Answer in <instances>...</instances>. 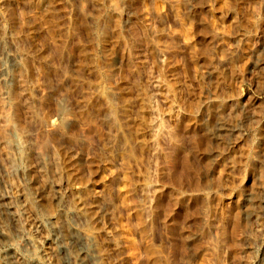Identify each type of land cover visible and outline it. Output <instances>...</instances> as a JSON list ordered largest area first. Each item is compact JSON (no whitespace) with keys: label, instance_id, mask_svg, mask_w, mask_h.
<instances>
[{"label":"rangeland","instance_id":"rangeland-1","mask_svg":"<svg viewBox=\"0 0 264 264\" xmlns=\"http://www.w3.org/2000/svg\"><path fill=\"white\" fill-rule=\"evenodd\" d=\"M2 60L0 264H264V0H0Z\"/></svg>","mask_w":264,"mask_h":264},{"label":"bare ground","instance_id":"bare-ground-1","mask_svg":"<svg viewBox=\"0 0 264 264\" xmlns=\"http://www.w3.org/2000/svg\"><path fill=\"white\" fill-rule=\"evenodd\" d=\"M8 73H9V62L7 60H2L0 63V77H2L4 80H6L8 78ZM16 166H17V168L22 167L19 163H17ZM5 198H6L5 195L0 192V205L3 208V210L7 213V215H9V219L12 217V221H13L15 219L14 213L12 211L13 205L11 202H7ZM0 234H2L3 236L7 235L6 229L4 227H2L1 225H0ZM21 235H23V234H21ZM21 235H19L20 238H21ZM73 238H74V236H73ZM73 238L71 237V239H73ZM54 241L56 242V245L58 246L57 247L58 250L61 253L64 252L67 254V248L63 244V241L60 238V236L57 234V232H54ZM25 243H26V241H25ZM79 251L87 253L88 250H87V248L84 247V248H80ZM21 254H23V253H21ZM68 255H70V254H68ZM9 256H10V254H9ZM64 258H65L64 259L65 264H69V262H68L69 258H67V256H65ZM14 259L15 258L5 257L3 262H4V264H15L16 259L15 260Z\"/></svg>","mask_w":264,"mask_h":264}]
</instances>
